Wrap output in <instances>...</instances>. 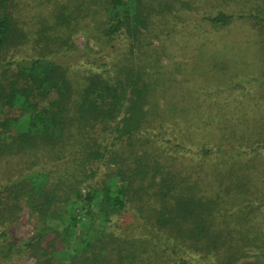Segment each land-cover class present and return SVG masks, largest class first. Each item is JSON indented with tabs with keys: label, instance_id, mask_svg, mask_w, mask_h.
<instances>
[{
	"label": "trees",
	"instance_id": "1",
	"mask_svg": "<svg viewBox=\"0 0 264 264\" xmlns=\"http://www.w3.org/2000/svg\"><path fill=\"white\" fill-rule=\"evenodd\" d=\"M48 1L53 25L35 39L41 52L15 58L29 31L16 1L0 0V202L26 203L35 226L21 241L9 225L18 214L0 222V260L25 251L35 264H264V122L242 131L243 119L222 115L216 146L199 145L186 158L183 139L198 133L190 111L203 104H179L166 82L152 3ZM239 12L202 19L219 31L250 16ZM79 31L88 38L83 49L72 39ZM121 38L128 41L112 51ZM64 47L90 65L71 73L49 57ZM207 48L199 47L204 56ZM219 60L212 67H227ZM177 111H187L185 130ZM173 121L181 131L167 139ZM127 212L140 218L142 235L112 227Z\"/></svg>",
	"mask_w": 264,
	"mask_h": 264
},
{
	"label": "rangeland",
	"instance_id": "2",
	"mask_svg": "<svg viewBox=\"0 0 264 264\" xmlns=\"http://www.w3.org/2000/svg\"><path fill=\"white\" fill-rule=\"evenodd\" d=\"M15 1L22 11L20 21L29 31L30 36L29 43L21 47L15 54V58L36 56L41 52V47L40 44L35 45V39H39L42 29H49L53 25V16L49 14L51 1ZM59 1L65 4V0ZM148 2L152 3L153 9L155 7L156 10L153 18L157 35L153 36L152 41L153 45L159 48L155 52V57L160 59L159 64L168 78L165 79L166 82L169 85L172 84L174 97L178 99L179 104L187 98L191 104L204 105L197 109L192 108L190 111L198 119L191 129L198 133L193 139L188 137L183 139L191 149L186 151L185 157L191 158L192 151L199 145L216 146L215 122L219 121L222 115L230 114L239 117L240 120L243 119L242 131L247 128L254 129L257 124H263L264 23H258L252 13L257 12L264 18V0H148ZM220 9L237 10L238 13L242 10L250 16L235 19L219 31L207 28L208 25L204 24L202 17ZM86 20L89 21L90 18ZM47 31L51 32V28ZM72 39L77 47L83 49L88 38L84 31H79ZM127 41L121 38L112 51L116 52ZM41 43L44 45L45 42L41 41ZM205 45L209 48L205 50L204 56V53L200 52L203 49L199 50V47ZM216 45L221 47L216 48ZM94 48L97 47L94 46ZM62 50L64 52L61 51L59 54L51 52L49 57L68 65L71 73L90 65L87 58L77 59L70 55L67 57L65 47ZM215 57L221 58L219 61L230 70H226L227 67L222 64L212 67L216 64L212 63ZM228 108L230 112L225 114ZM177 112V118L181 121L180 125L185 130L186 119L183 120V117L187 111ZM175 124L177 122L174 121L169 124L167 139L180 134L181 129ZM186 130H188L187 126ZM258 140L260 144L264 142V132L261 131ZM178 141H180L179 138ZM165 145L168 146L169 143L165 142ZM171 145V149L174 148V145ZM171 152L178 153L173 150ZM261 156V162L264 163V150ZM44 160H46L47 168L52 167L51 160ZM40 165L42 167L41 163ZM99 174L100 172L97 178ZM261 190L264 191L263 185ZM259 195L264 198L263 194ZM16 205L18 209L15 210ZM29 213L30 209L26 203L19 202L11 196L0 202V222H11L12 217L18 214L17 220L9 225L12 227L13 234L21 241L34 233V220ZM53 223L55 224L56 220H53ZM111 225L121 235L139 236L145 232L140 218L132 212L116 217ZM78 242L84 244L85 238L80 236ZM35 262V257L25 251L10 259L0 260V264H35Z\"/></svg>",
	"mask_w": 264,
	"mask_h": 264
}]
</instances>
